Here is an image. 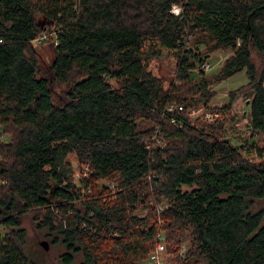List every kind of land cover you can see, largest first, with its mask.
<instances>
[{"label":"trees","instance_id":"16d2710c","mask_svg":"<svg viewBox=\"0 0 264 264\" xmlns=\"http://www.w3.org/2000/svg\"><path fill=\"white\" fill-rule=\"evenodd\" d=\"M29 214L62 264H264V0H0V264Z\"/></svg>","mask_w":264,"mask_h":264},{"label":"rangeland","instance_id":"374dc122","mask_svg":"<svg viewBox=\"0 0 264 264\" xmlns=\"http://www.w3.org/2000/svg\"><path fill=\"white\" fill-rule=\"evenodd\" d=\"M51 44L52 42H48V41H45L43 43H39V42L36 43V47L40 53L42 63L49 64L53 58V46ZM230 52L231 51H228V50L214 52L211 55V58L209 59L210 66L205 67L206 71H208V73L216 71L221 64L222 59H224ZM208 75L206 76L207 79H211L212 76H210L209 78ZM247 81H248V77L246 74V70L244 69L223 81L211 83L210 84L211 88L216 90V96L214 98L215 104L212 103V105L216 106V105L226 102L224 100H229L230 90L238 88L239 86L247 83ZM61 89L62 87L60 86L58 91L60 92ZM196 99L198 100V102L193 105V109H194L193 112L195 114H192V115L197 116L199 110H202V105L204 102L202 100V97H200V95L198 96L196 95ZM245 116L246 115H243L240 118L241 126H242L241 129L244 131V132L242 131L243 135H246L247 134L246 132L249 133L250 131L249 128H247V123L244 122L246 119ZM77 166L78 165L75 163L74 177L77 179L78 181L77 183L81 185V180L86 178L88 176V173H87V170H85L84 174L81 173L80 168H78ZM105 182H108V181H105V180L99 181V186H101ZM147 211L148 209L138 210L137 214L144 215L145 213H147ZM23 226L27 229V232H28L27 240L29 241L30 245H32V255L38 260L39 264H62L58 257V254L61 252L62 248L52 246L51 241H50L51 237L47 236V233L45 231L37 229L35 223L32 221L31 214H29L28 216L24 218ZM41 241L48 242L47 250H45L41 246L40 244Z\"/></svg>","mask_w":264,"mask_h":264},{"label":"built area","instance_id":"2783aa9c","mask_svg":"<svg viewBox=\"0 0 264 264\" xmlns=\"http://www.w3.org/2000/svg\"><path fill=\"white\" fill-rule=\"evenodd\" d=\"M173 6L178 7V8L180 9V12H181V7H180L178 4H174ZM172 9H173V8H172ZM172 12H173L174 14H176L173 10H172ZM180 12H179V13H180ZM50 35H53V34L47 32V31H45V32H43L41 35L37 36V37L34 39V42H35V43H37V42H39V43H43V42H45V41H48ZM208 66H210V64H209V63H206V64H205V67H208ZM192 114H195V113L193 112ZM162 248H163V246L161 245V246L159 247V249H162Z\"/></svg>","mask_w":264,"mask_h":264},{"label":"water","instance_id":"95a60500","mask_svg":"<svg viewBox=\"0 0 264 264\" xmlns=\"http://www.w3.org/2000/svg\"><path fill=\"white\" fill-rule=\"evenodd\" d=\"M41 245H42L45 249H48V242H47V241H41Z\"/></svg>","mask_w":264,"mask_h":264},{"label":"clouds","instance_id":"9594fccd","mask_svg":"<svg viewBox=\"0 0 264 264\" xmlns=\"http://www.w3.org/2000/svg\"><path fill=\"white\" fill-rule=\"evenodd\" d=\"M176 14H179L180 12V9L176 6H173V9H172Z\"/></svg>","mask_w":264,"mask_h":264},{"label":"crops","instance_id":"0c3cea01","mask_svg":"<svg viewBox=\"0 0 264 264\" xmlns=\"http://www.w3.org/2000/svg\"><path fill=\"white\" fill-rule=\"evenodd\" d=\"M224 101H226V102H227L228 100H224ZM224 101H223V102H224ZM213 103H214V101H213ZM224 103H225V102H224ZM214 104H215V103H214ZM222 104H223V103H222ZM219 105H221V104H219Z\"/></svg>","mask_w":264,"mask_h":264}]
</instances>
